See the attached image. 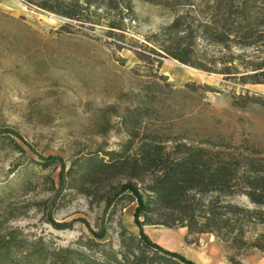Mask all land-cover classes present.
Masks as SVG:
<instances>
[{"label":"rangeland","instance_id":"1","mask_svg":"<svg viewBox=\"0 0 264 264\" xmlns=\"http://www.w3.org/2000/svg\"><path fill=\"white\" fill-rule=\"evenodd\" d=\"M132 7L122 31L110 38L103 23L118 22L116 12L99 10L100 25L81 24L21 0H0L2 230H18L29 241L41 239L49 251L75 247L100 230L99 243L110 242L117 250L121 226L138 235L135 202L92 204L58 185L61 168L75 155L118 149L126 135L117 123L126 108L138 104L149 110L147 126L165 136L259 152L254 156L264 163V107L239 109L231 101L246 94L264 100V85H239L169 57L159 67L144 64L135 51L174 16L140 0H132ZM66 25L70 33L61 30ZM107 122L113 129L103 133ZM227 201L252 208L243 196Z\"/></svg>","mask_w":264,"mask_h":264},{"label":"trees","instance_id":"2","mask_svg":"<svg viewBox=\"0 0 264 264\" xmlns=\"http://www.w3.org/2000/svg\"><path fill=\"white\" fill-rule=\"evenodd\" d=\"M140 1L174 16L135 51L141 62L159 67L162 58L169 57L239 85H264V0ZM21 2L81 24L100 25L104 17L99 10L116 12L118 22L103 23L110 38L122 31L123 18L133 14L132 0ZM61 30L71 32L67 25ZM231 101L239 109L264 107V100L255 95H233ZM148 111L139 104L126 108L117 123L126 135L118 149L75 155L58 177L60 191L86 197L92 204L135 202L138 235L121 226L117 250L110 242L99 243L100 230L75 247L49 251L41 239L29 241L18 230L0 227V264H194L153 243L144 226L185 228L188 245L209 234L224 250L226 264H243L252 250L264 258V163L254 156L259 152L172 139L147 126ZM101 127L103 133L113 129L109 122ZM235 196L247 198L252 208L227 201ZM48 223L56 230L61 227L53 220Z\"/></svg>","mask_w":264,"mask_h":264},{"label":"crops","instance_id":"3","mask_svg":"<svg viewBox=\"0 0 264 264\" xmlns=\"http://www.w3.org/2000/svg\"><path fill=\"white\" fill-rule=\"evenodd\" d=\"M143 232L153 243L180 254L194 264H226L224 250L209 234L198 236V244L188 245L184 242L185 228L144 226ZM203 237L211 238L203 241ZM243 264H264V258L259 251L253 250L246 255V262L243 259Z\"/></svg>","mask_w":264,"mask_h":264}]
</instances>
